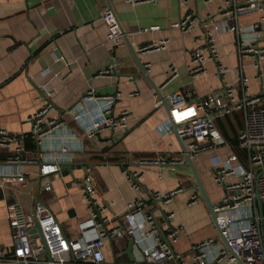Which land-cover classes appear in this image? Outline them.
<instances>
[{
	"label": "crops",
	"instance_id": "crops-1",
	"mask_svg": "<svg viewBox=\"0 0 264 264\" xmlns=\"http://www.w3.org/2000/svg\"><path fill=\"white\" fill-rule=\"evenodd\" d=\"M224 3L225 0H144L138 4L128 0H0V128L25 132L30 139L29 117L42 106L43 93L47 91L53 93L52 102L57 109L51 112L52 116H60V110L71 106L90 88L100 94L120 92L115 113L127 114L125 128L97 137H84V151L69 166L74 169L73 174L65 166L58 176L29 179L23 187L6 185L7 203L19 201L25 211L34 212L39 185L50 183L52 189L43 193V201L50 205L66 233L73 237L77 234V224L88 217L82 179L89 173L94 177L96 197L106 206L103 214L111 219L109 227L128 226L125 216L128 203L143 199L144 209L162 220L165 233L171 224L182 227L179 240L172 247L187 264H198L193 258V246L209 238H214L216 244L222 240L220 229L201 196L179 137L174 131L165 134L159 128L169 117L164 99L171 105L170 95L180 92L186 102H198L223 91L224 79L235 88L237 103L259 97L260 101L249 104L248 108L264 105V75L256 77L258 72L250 58L244 59L249 90L243 88L240 75L233 72H227L223 77L218 75L217 63L211 60L206 62L203 74L197 77L191 74V55L206 42L205 22L218 20V12ZM107 9L117 15L124 35L162 98L141 72L124 37L118 44L107 39V26L103 20ZM192 10L204 19L188 32L174 27ZM263 17L264 10L243 15L239 20L241 34L217 33L220 63L229 68L239 66L237 45L240 40L246 38L254 43H264ZM151 27L158 29L144 31ZM160 40L167 41L165 48L139 51L142 45ZM171 66L178 69L179 75L169 81ZM110 68L114 71L102 74ZM245 109L243 105L222 116L210 112L227 144L191 156L214 208L227 193L226 188L214 180L215 161L224 160L234 152L246 164V152L238 143L244 127ZM63 118L74 132L84 135L70 116L63 115ZM28 147H32L30 140ZM7 156V152H2L0 160ZM27 156L31 157V154ZM153 159L164 162L141 163V160ZM26 167L33 171L38 169L35 165ZM125 169L142 173L140 189L133 188ZM237 180L234 175L227 177L228 182ZM176 190L168 202L150 196L154 192ZM193 194L199 199L197 203L189 204ZM5 200L4 190L0 189V250L12 248L13 244L12 229L5 215ZM171 213L176 215L171 217ZM131 239L125 236L107 244L105 264H130L126 252ZM152 241L151 237L147 243ZM118 251L122 254L116 255ZM63 257L67 258L68 254ZM43 258L47 259V256L43 255ZM219 264H227V260Z\"/></svg>",
	"mask_w": 264,
	"mask_h": 264
},
{
	"label": "built area",
	"instance_id": "built-area-1",
	"mask_svg": "<svg viewBox=\"0 0 264 264\" xmlns=\"http://www.w3.org/2000/svg\"><path fill=\"white\" fill-rule=\"evenodd\" d=\"M143 1L128 0L132 4ZM263 10L264 0H225L218 12V20L213 23L205 22L206 42L191 55V74L194 77L203 74L206 62L211 60L217 63L218 75L223 77L227 72L240 75L243 88L249 90V76L244 73V59H252L258 72L256 77H263L264 43H254L246 38L238 41L240 64L236 68H229L220 63L221 54L216 36L222 31L241 34L240 18L245 14ZM203 19L195 11H188L174 27L188 32ZM103 20L107 26V39L115 44L121 42L123 29L115 12L107 9ZM155 29L158 27L146 28L144 31ZM166 42L160 40L145 44L139 51L160 50L165 48ZM113 71L110 68L102 74ZM178 75V69L171 66L168 72L169 81ZM223 83V91L212 93L198 102H186L180 92L171 94L169 117L159 129L165 134L173 132L175 123L180 137L187 140L188 152L194 156L227 144L210 112L222 116L245 105V122L238 136V143L246 152V164L233 152L226 159L215 161L214 172L215 182L227 190L214 208L216 220L234 255L229 253L222 240L215 244V239L209 238L193 246V258L198 264H219L225 259L227 264H264V105L248 108L249 104L258 103L259 97L250 102L237 103L234 97L235 88L225 79ZM52 96L51 91L43 93L42 106L29 117L32 125L30 139L25 132H10L0 128V154L8 153L6 159L0 160V189L5 193V215L12 229L13 241L12 248L0 250L1 264H52L43 258L46 248L36 222L40 224L54 264H105L106 245L125 236L135 239L141 247L143 264H187L183 256L172 247L178 242L182 227L172 224L167 226L169 243L164 241L157 228L156 217L144 209L143 199L128 203L125 215L129 221L128 226L109 227L111 219L103 214L106 206L96 197L94 177L89 173L82 179V193L87 203L88 217L77 224V234L73 237L66 233L50 205L43 201V193L52 189L50 183L39 185L34 212L25 211L19 201L7 203L6 185L23 187L29 179L58 176L63 173L65 166L73 174L74 169L69 166L84 151L85 136L97 137L106 132L123 129L127 125L126 112L115 113V105L121 99L120 92L100 94L90 88L71 106L60 110V116L50 115L57 110ZM63 115L70 116L83 130L84 135L74 132ZM28 140L32 147H28ZM27 154H31V157ZM162 162V159L141 160L143 164ZM26 165H35L38 169L33 171L27 169ZM124 172L133 188L140 189L142 173L126 169ZM233 175L238 180L228 182L227 177ZM234 190L239 191L229 193ZM177 191L154 192L150 196L168 202ZM198 199L199 196L193 194L189 204L197 203ZM175 215L176 213H171L169 216ZM151 237L153 241L148 244L147 240ZM65 253L68 254L67 258L63 257ZM120 254L121 251L116 253Z\"/></svg>",
	"mask_w": 264,
	"mask_h": 264
},
{
	"label": "water",
	"instance_id": "water-1",
	"mask_svg": "<svg viewBox=\"0 0 264 264\" xmlns=\"http://www.w3.org/2000/svg\"><path fill=\"white\" fill-rule=\"evenodd\" d=\"M123 29V28H122ZM123 37L125 39V41L127 42V44L130 46L131 48V52L141 70V72L144 74V76L148 79V81L153 85L154 89L156 90V93L158 94V96L160 98H162V94L159 90V88H157L156 86H154L153 82L151 81L149 75H148V72H147V69L145 68V65L143 63H141V61L139 60V56L137 54V52L135 51V49H133L131 47V45L129 44L128 40H127V37L126 35H124V31H123ZM164 106L166 107L168 113L170 114V105L168 104L167 100L164 99V102H163ZM173 130L175 132V134H177V136L179 137L181 143H182V146H183V150H184V153H185V156H186V160H187V164L188 166H190L192 172H193V175L195 177V180L197 182V186L200 190V193H201V196L203 197V199L205 200V202L207 203L208 205V208L214 218V221L216 222V213L214 211V205L211 203L210 199H209V196L207 194V191L205 190V187L201 181V178H200V175L193 163V159L191 157V154L188 152L187 148H186V145L184 144V140L180 137L179 133H178V130H177V125L175 123H173ZM163 216L164 218H166V212L163 211ZM157 221V228L159 230V233L161 235V237L163 238L164 241L168 242L169 243V240L167 238V235L166 233L164 232L163 228H162V225H161V221L156 219ZM36 227L38 228L39 232H40V235H41V240L43 242V244L45 245V248H46V256H47V259L53 263V256L46 244V241H45V238H44V235H43V232L41 230V227H40V224L39 222H36ZM219 233H220V236H221V239L222 241L225 243V245L228 247V243H227V240L226 238L223 236L222 232L219 230ZM228 250L230 253H232L234 255V253L232 252V250L228 247ZM128 256L130 257L131 259V263L130 264H142L143 263V254H142V251H141V247L135 242V239H131L130 242H129V247L127 249V252ZM239 262H242L240 259H239Z\"/></svg>",
	"mask_w": 264,
	"mask_h": 264
},
{
	"label": "rangeland",
	"instance_id": "rangeland-1",
	"mask_svg": "<svg viewBox=\"0 0 264 264\" xmlns=\"http://www.w3.org/2000/svg\"><path fill=\"white\" fill-rule=\"evenodd\" d=\"M239 190H234V191H231V194H234V193H236V192H238ZM23 197H25V196H23ZM26 198H28L29 199V197H27L26 196Z\"/></svg>",
	"mask_w": 264,
	"mask_h": 264
},
{
	"label": "trees",
	"instance_id": "trees-1",
	"mask_svg": "<svg viewBox=\"0 0 264 264\" xmlns=\"http://www.w3.org/2000/svg\"><path fill=\"white\" fill-rule=\"evenodd\" d=\"M236 146V145H235Z\"/></svg>",
	"mask_w": 264,
	"mask_h": 264
}]
</instances>
